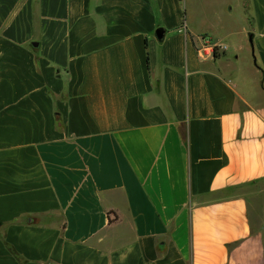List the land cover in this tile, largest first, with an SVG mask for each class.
Wrapping results in <instances>:
<instances>
[{
  "label": "crops",
  "instance_id": "1",
  "mask_svg": "<svg viewBox=\"0 0 264 264\" xmlns=\"http://www.w3.org/2000/svg\"><path fill=\"white\" fill-rule=\"evenodd\" d=\"M0 222V264H264V0H0Z\"/></svg>",
  "mask_w": 264,
  "mask_h": 264
},
{
  "label": "rangeland",
  "instance_id": "2",
  "mask_svg": "<svg viewBox=\"0 0 264 264\" xmlns=\"http://www.w3.org/2000/svg\"><path fill=\"white\" fill-rule=\"evenodd\" d=\"M236 53H239V52L236 51ZM240 57L243 58V60H244V58L250 59L251 55H250V53L245 54V52L243 50H241ZM256 212H257V204H256V201L254 199H252L250 202V205H249V213H250V217H251V220L253 221V223H256V221H257Z\"/></svg>",
  "mask_w": 264,
  "mask_h": 264
},
{
  "label": "built area",
  "instance_id": "3",
  "mask_svg": "<svg viewBox=\"0 0 264 264\" xmlns=\"http://www.w3.org/2000/svg\"><path fill=\"white\" fill-rule=\"evenodd\" d=\"M201 49L203 50H210L212 52L221 51L219 46L214 45L211 41L203 39V44Z\"/></svg>",
  "mask_w": 264,
  "mask_h": 264
},
{
  "label": "water",
  "instance_id": "4",
  "mask_svg": "<svg viewBox=\"0 0 264 264\" xmlns=\"http://www.w3.org/2000/svg\"><path fill=\"white\" fill-rule=\"evenodd\" d=\"M164 35V30L162 28H159L157 30V36L159 38H162ZM250 42H251V45H252V48H253V40H252V35H250ZM253 57H254V62L256 63V58H255V54H254V51H253Z\"/></svg>",
  "mask_w": 264,
  "mask_h": 264
},
{
  "label": "trees",
  "instance_id": "5",
  "mask_svg": "<svg viewBox=\"0 0 264 264\" xmlns=\"http://www.w3.org/2000/svg\"><path fill=\"white\" fill-rule=\"evenodd\" d=\"M214 54L217 56V55H218V51L216 50V51L214 52ZM0 225H1V222H0Z\"/></svg>",
  "mask_w": 264,
  "mask_h": 264
}]
</instances>
